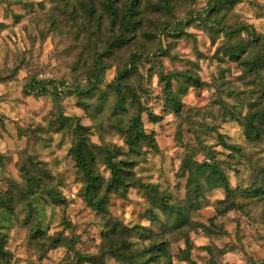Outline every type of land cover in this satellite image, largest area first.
Returning a JSON list of instances; mask_svg holds the SVG:
<instances>
[{
  "label": "clouds",
  "instance_id": "obj_1",
  "mask_svg": "<svg viewBox=\"0 0 264 264\" xmlns=\"http://www.w3.org/2000/svg\"><path fill=\"white\" fill-rule=\"evenodd\" d=\"M43 3V11L35 6ZM214 0H143L140 7L141 15L137 19H142V29L136 32V40L123 50L108 49V41L113 33L109 32L107 25L92 37L95 47L91 49L89 55H86L78 62L77 71L72 72L71 68L76 66L73 62L76 57L73 54L67 61L62 56H56L60 53L61 47L58 45L54 51H49L41 55L43 48L42 37L47 35L49 25L53 21L65 19L58 11L63 10V5L50 2V0H0V24L7 26L3 39L0 40V78H10V84L0 85V98H3L4 110L16 108V97L19 95L17 86L31 85L33 81H47L54 79V87L61 97L72 90L73 96L67 97L60 102L61 107L72 105L71 111L80 118V121L89 127L87 135L89 143L96 145L93 149L97 154L94 168L97 174L105 176L106 184L111 180L110 169L106 162L107 153L120 151L127 159H134L140 162L145 168H153L156 162V153L150 146L143 144L139 148H145V152L139 155L129 154V144L126 143L128 136L124 129L132 125L137 119L146 126L156 130L160 140V157L164 161L160 165L161 171L156 173L160 175L159 192L164 193L167 188L169 193L175 192L177 180L175 174L184 172L182 167L186 158L194 161V167L207 163L208 165H219L221 171L231 178V189L221 185L213 190L227 197L225 203H232L233 199L237 204L243 201V189L247 187V177L251 174L253 168L264 167V131L261 132L258 142H251L246 127V115L251 103L258 102L260 108H264V70L260 71L258 76H243L242 72L233 70L231 74H226L221 80L218 71L222 65L215 63V57L211 56V48L202 47L203 43L211 44L213 30L224 29V32L230 28H243L240 34L232 41L233 44L243 41L245 44L254 40V31L260 35L259 49L264 46V0H242L236 8L226 14L225 19L215 13H210ZM29 5L30 7H24ZM160 8L161 11H154L153 8ZM19 13L24 20L19 25L21 29L17 34L23 37L24 33L28 38L21 43L20 40L13 37L9 41L8 37L15 30L13 19ZM260 18L257 19L256 17ZM211 17V19H209ZM31 21V23H29ZM252 25H256L255 30ZM77 28L82 27L80 22L76 24ZM180 29L184 33H192L193 36L183 35L178 41H172L169 37L171 33ZM151 32L155 39L151 42L145 39L143 33ZM54 39H63L62 36L53 34ZM162 42V43H161ZM225 42L224 33L221 32L216 37V46L219 47ZM83 44L84 41L82 40ZM171 47L169 48V46ZM108 49L112 56L108 60L97 61L96 57ZM168 51L167 58L159 56L160 51ZM204 52L205 58L198 59L199 52ZM56 56L55 64L52 63ZM223 56V52L220 53ZM173 57L177 59L173 60ZM227 60V57H224ZM190 62V63H189ZM135 64L137 70L132 71V65ZM196 65L204 69L198 72ZM153 71L149 72L148 69ZM189 70L191 73L200 76L204 81L200 87L191 85L180 79L178 71ZM127 72L125 79H120L122 73ZM167 76L168 79H162ZM237 76L242 79L237 80ZM254 81L249 83V81ZM62 81V85H61ZM171 83V88L166 91V84ZM90 84H94L96 91L91 99L84 101L91 107L87 109L75 108V91L88 90ZM183 84L186 91H178L179 86ZM119 85V89L117 88ZM53 85H49L51 92ZM31 90V89H30ZM39 91V89H35ZM229 92L233 94L228 95ZM201 93H203L201 95ZM239 93V94H237ZM101 94L106 95L107 103L103 110L97 112L96 106ZM171 94L179 108L170 106L166 100ZM122 97V99H121ZM214 101H219L213 103ZM122 106V111L113 114L117 103ZM154 113L158 120L154 124H149V114ZM228 113L236 115L233 120ZM243 113V114H242ZM46 113H41L45 115ZM16 125L27 127V120L16 117ZM162 118V119H160ZM8 132L15 138V127L9 122ZM75 123H73V128ZM68 138L75 140L70 130H66ZM179 134V138H177ZM61 135H65L62 133ZM166 138L173 141L172 150L169 151L166 145ZM59 139V138H58ZM231 149V150H230ZM238 150V151H237ZM55 152V144L49 149ZM151 152L150 157L146 153ZM175 153V155L173 154ZM32 154L29 148L27 153H21L13 141H10L5 134L3 143L0 144V156L3 157L6 167L0 168V174H15L12 165L20 167L27 156ZM63 156V154H62ZM212 157V158H209ZM56 157H49L48 170L50 179L46 181L42 191L37 192L41 196L43 191L63 189L71 194L75 181L80 180L82 173H79L73 167L75 161L69 157L57 167L51 161ZM147 160V162H146ZM233 169H239L240 175L233 174ZM69 170V171H66ZM75 174V176H73ZM187 179V172H184ZM19 179V177H17ZM168 181V183H165ZM22 186L23 185V182ZM200 183L207 188L204 177L200 178ZM239 185V187H238ZM76 187L83 194L84 184H76ZM103 195V192H101ZM148 193L137 184L135 189H130L127 195L124 190L114 192L110 195V200L115 205L109 206L113 215L127 210L130 220L125 221L128 228L139 223L137 216L151 207L148 201ZM131 197V198H129ZM36 199L35 197L33 198ZM44 200L48 197L44 196ZM28 201L21 204L17 209L14 218L11 221V230L13 236L18 238L11 241V246L19 251L17 255L23 259L19 264H41L40 259L47 254L49 246L59 236L57 228L61 223L62 213L66 211L63 205L56 207L51 203L44 204L42 200L35 203L36 213L33 214L31 223L23 225L27 211H21ZM84 205H73L74 208H81ZM223 207V205H221ZM264 209V200L247 202L242 211H237L235 215L241 220L242 227L248 231L255 230L259 236H264V216H261L260 210ZM159 215V209H153ZM54 215V223L51 224V230L43 237L37 234L36 240L32 246L28 247L30 232L36 226L38 221H43L40 225L41 231L49 223L46 217ZM247 213V215H244ZM123 220V216H119ZM86 220H93L92 215L84 217ZM163 219V216H161ZM96 225L91 229L93 233L98 231L101 221H93ZM84 224H79L83 228ZM145 226L151 228L152 225L145 221ZM3 229H0L2 232ZM75 235L72 228L64 230L63 240L65 244L68 239ZM220 236L209 237V239H219ZM233 244H236V254L252 264L256 260L260 264L261 257L256 256L249 242L243 244L236 243V240L229 238ZM129 243V252L133 255L138 254L140 248L144 247L137 238L135 230L129 232L125 237ZM258 245L264 246V239L257 241ZM67 246V245H66ZM213 248V255H217ZM218 259V256H217ZM13 264H16L14 261ZM117 264H124L123 261H117Z\"/></svg>",
  "mask_w": 264,
  "mask_h": 264
},
{
  "label": "rangeland",
  "instance_id": "obj_2",
  "mask_svg": "<svg viewBox=\"0 0 264 264\" xmlns=\"http://www.w3.org/2000/svg\"><path fill=\"white\" fill-rule=\"evenodd\" d=\"M50 2L63 5V10L53 9L52 11H58L65 19L53 21L52 24L49 25L47 35L42 37L43 48L41 50V55H45L49 51H54L59 45L62 51L57 53L56 56H62L65 61H67L68 58L75 54L76 59L73 63L76 66L71 68L72 72L77 71L78 62L86 55H89L91 49L96 46L92 37L100 33L105 25H107L108 31L113 33V36L106 41L108 49L116 50H123L135 41L136 32L142 29L143 21L142 19H137V17L141 15L140 7L143 0L137 1L134 5L137 14L130 19V24H134V26L130 31L128 30L125 34L123 33L127 41L119 45L115 44V38L121 35L119 21L113 22L112 17L106 10L105 4L109 2L113 3L114 8L118 11L120 20L121 15L131 6V0H50ZM241 2L242 0H236L229 8L214 10L210 13H215V15L220 16L221 19H225L226 14L233 11ZM24 7L30 6L24 5ZM35 7L43 11L45 5L40 3ZM153 10L161 11L160 8L155 7ZM256 18L259 19L260 17L257 16ZM209 19H211V17H209ZM23 20L24 17L19 13L15 15L13 19L15 30L12 35L8 37L9 41L15 37L23 43L24 39L28 38L26 32L23 37L17 34L21 31L19 25ZM77 22H80L82 27L77 28ZM29 23H31V21H29ZM252 27L255 30L257 26L252 25ZM260 27L264 28V25ZM242 30V27L230 28L227 32H224L223 28L213 30L211 44L209 45L206 42L202 44V47L212 49L210 54L212 57L216 58L215 63L222 65L218 71V76L221 80L224 79L226 74H231L233 70L242 72L243 76L249 77L258 76L260 71L264 70V46H261L259 49L257 48V45L260 43L259 34H256L254 31V40L251 43L245 44L243 41H239L235 44L232 43ZM6 31L7 26L0 24V40L3 39ZM221 32L224 33L225 42L217 47L216 37ZM54 33L62 36L63 39H54ZM143 35L149 42L155 39L151 32H144ZM183 35L193 36L192 33H184L183 30L180 29L177 32L171 33L169 38L172 41H178ZM82 40L84 41L83 44L81 43ZM170 47L171 45L169 48ZM108 49L101 52L99 56L96 57L97 61L111 58L112 52ZM231 51L238 53L239 57L237 60H234L229 55ZM221 52H223V56H220ZM158 55L167 58L168 51H160ZM56 56L52 59L53 64H55ZM224 57H227V60H225ZM204 58V52H199L198 59L203 60ZM175 59L177 58L173 57V60ZM195 67L198 72L204 71L199 65ZM136 70V65L133 64L132 71ZM148 71L152 72L153 69L150 67ZM177 75L183 81L197 87L206 83L200 76L191 73L189 70L178 71ZM126 76L127 72L125 71L122 73L120 79H125ZM162 79H164V77ZM236 79L240 80L242 76H237ZM195 81H197V83H195ZM43 82L44 86L49 87V85H53L52 88H55L54 79H48ZM253 82L254 81L251 80L249 81V83ZM6 83L10 84L11 79L7 77L0 78V85ZM24 86H17L19 95L16 97L15 109L10 108L4 110L5 101L3 98H0V144L3 143L5 134H7L8 139L15 143L21 153H27L29 148L32 149V154L27 156L20 167L12 165V168L15 169V174H0V229H3V231L0 232V245L2 251L5 252L4 259L0 260V264H13L14 261L16 264H19L23 259L22 256L17 255L19 249H14L10 243L19 236V233L16 237L13 236L11 221L19 206L24 204L25 201H28L21 211H27L23 225L27 226L31 223L33 214L36 213V207L34 205L37 200H42L44 204L51 203L56 207L63 205L66 209V211L62 213L60 225L57 226L59 236H57L49 246L47 254L42 258H38L41 264H117V261H123L124 264H247L246 261H242L236 254V244L232 243L229 239L230 237L236 240L238 244H243L245 241H248L255 255L261 257L260 264H264V246H260L257 243L258 240L264 239V236H259L255 230H246L242 227L243 222L235 215L237 211L243 210L247 202L256 201L258 203L259 200H264V167L252 169L251 174L247 177V187L243 189V201L240 204H237L235 199H233L232 203L226 204V196L218 191L213 194V190L219 187V182L216 177H213L208 182L209 169L205 167L196 170L194 173V177L201 185V195L194 192L192 187L189 189L188 166L194 164L191 158H186L182 164L184 172L188 173L187 179H185L184 172L175 174L177 180L175 192L169 193L167 188H165L164 193L161 194L159 192L160 175L156 174L161 171L160 165L164 163L160 157V140L156 130L146 126L142 122V129L146 136V140L140 141L138 144H130L131 142L128 141V139L126 143L133 145V148L129 146L130 155H139L140 152H145V148H139V152L137 151L141 144L150 146L156 153L154 167H142L138 160L127 159L125 156L128 154H123L120 151L111 153L113 154L114 162H132V164H134L133 172L135 178L142 182L144 186H149L148 191L152 189L164 196L167 204L161 210L159 209V215L153 211V209H158L156 202L150 200V196L148 195V201L151 207L137 216L139 223L134 224L132 229H129L127 223H125V221L130 220V216L126 209L123 212L117 209L116 215H113L110 211V204L115 207L110 200V195L112 193H109V195L105 197L106 202L104 211L93 210L87 205L81 190L76 187V184H84L83 175L80 180L75 181L70 195L67 190H61L63 189L62 182L61 189L46 190L42 192L41 196H37V192L42 191L46 181L50 179V171L47 167L50 162L49 157H56V159L51 162L57 167L63 160H67L69 157L75 161L72 148L76 146L78 140L82 138L94 155L92 168L97 174L94 168L97 154L93 151L96 145L89 143L90 138L87 135L89 127L80 121V118L75 112L71 111L72 105L59 106L63 99L73 96L72 90L67 91L64 97H61L59 93L55 97L49 93L24 95L22 91ZM119 87L120 86L117 85L118 89ZM165 88L166 91L171 88V83L169 82V86H165ZM95 91V85L92 84L91 88H88V91L83 94L75 92V108L87 109L91 107L85 104L84 101L91 99ZM178 91L181 93L186 91L183 84L179 86ZM202 94L203 93H201V95ZM232 94V92L228 93L229 96ZM170 96L173 97L171 94ZM261 96L264 98V93H262ZM173 99L175 100L174 97ZM166 102L169 104L168 100H166ZM217 102L219 101H214L213 103ZM106 103V95L101 94L96 106L97 112L102 111ZM179 107L180 105L178 104L177 108ZM249 109L255 110L247 113L246 127L247 130H255L254 133L251 132V134H248L251 138V142L256 143L260 138L261 132L264 131V108H260L258 102L254 101L249 105ZM122 110V106L118 102L113 114L115 115ZM13 113L20 119L26 118L27 127H17L16 125L19 123V120L13 118ZM41 113L46 114L41 115ZM228 115H230L233 120H236V115L231 113H228ZM157 120L158 118L154 113L149 114V124H154ZM5 121H9L15 127V138L8 132V125L5 124ZM236 122L239 123L238 120H236ZM73 123H75L74 128ZM77 124L83 127L85 131L79 133ZM127 129L128 128L124 129L126 134ZM66 130H70L71 135L76 137L74 141L68 138ZM62 133H65V135H61ZM177 138H179V134ZM53 144H55V152L49 151ZM166 145L168 150L171 151L173 141L166 138ZM261 151H264V149H261ZM173 154L175 155V153ZM151 155V152L146 153V157H150ZM0 157V168H5L4 159L2 156ZM87 160H89V158H87ZM73 167L76 168L79 173H82L76 162ZM233 174L239 176V169H233ZM98 175L103 180L101 187L103 195L108 194L104 190L106 185L105 176L103 174ZM73 176H75V174H73ZM17 177H19V179H17ZM201 177H204L207 188L200 183ZM227 177L231 187V178L228 175ZM28 178L36 179L39 187H32L28 182ZM21 182H23L24 186H22ZM165 183H168V181H165ZM130 189H135V187H130L125 190V196ZM148 191L146 190L147 193ZM44 196H47L48 199L44 200ZM34 197L36 198L35 200L33 199ZM81 203L84 205L83 207H73V205ZM221 205H223V207H221ZM89 214L93 217L91 221L84 219V217ZM259 214L264 216V209H261ZM54 215L53 213L52 217L45 218L49 223L45 226L44 231H41L40 228L43 221L37 222L36 226L27 237L28 247L32 246V242L36 240L37 234L43 237L51 230V224L54 223ZM121 215L123 216V220L119 218ZM244 215H247V213H244ZM161 216H163V219H161ZM95 220H99L101 223L98 231L93 233L91 229L96 226L93 222ZM146 220L152 225L151 228L145 226ZM79 224H84L85 226L81 229L78 227ZM68 228H72L75 231V235L68 239L65 244L63 235L64 230ZM132 230L136 231L137 238L145 245L140 248L136 255L129 252L128 249L130 245L125 240V237ZM217 235L220 236L219 239H209V237H215ZM122 242L124 246H121ZM213 248L218 250L216 256L213 255ZM252 264H257L256 260H253Z\"/></svg>",
  "mask_w": 264,
  "mask_h": 264
},
{
  "label": "trees",
  "instance_id": "obj_3",
  "mask_svg": "<svg viewBox=\"0 0 264 264\" xmlns=\"http://www.w3.org/2000/svg\"><path fill=\"white\" fill-rule=\"evenodd\" d=\"M139 0H131V6L126 9V12L121 15V19L119 20L118 11L116 8H114L113 3L109 2L105 4L106 10L109 12L110 16L112 17L113 22L119 21L120 26V32L121 35L118 36L115 41V44H124L127 40L124 38L123 33L128 32L132 29L134 24H130V19L137 14L136 10L134 9V5ZM236 0H214V3L212 4V7L209 9V12L214 10H224L225 8H229L233 2ZM218 8V9H217ZM229 55L234 59L237 60L239 55L235 51H231ZM164 79H168L167 76L164 77ZM44 82L41 81H33L31 85H25L22 89L24 95H31V94H45L49 93L52 96H56L58 92L55 88H52L51 92H49V87L44 86ZM197 83V81H195ZM91 85L89 88H91ZM169 86V83L166 84V87ZM39 89V91H35V89ZM31 89V90H30ZM88 91V90H86ZM85 90H79L77 89L75 92L78 94H83L86 92ZM167 100L171 106L178 107L177 102L173 99V97L170 96V94L167 96ZM253 127V126H251ZM77 130L79 133L82 131H85L83 127H81L79 124H77ZM251 134V132L254 133L255 130L248 129ZM257 134V133H256ZM127 135H128V141H130V144H138L140 141L146 140V136L142 129V123L137 119L132 125H130L127 129ZM249 135V134H248ZM76 146L72 148V153L74 155L75 162L79 168V170L82 172L84 177V188H83V198L84 201L87 203V205L96 211H104L105 210V202L109 193L119 192L121 189L127 190L130 187H136L137 184H140L141 187H143L145 190L148 191L149 186H144L142 182L137 180L135 178L134 172H133V166L132 162H114V157L111 152L107 153L106 162L108 164V169H110V176L111 180L107 182V184L104 187V190L108 194L101 195V187L103 180L101 177L96 174L92 168V161L94 158L93 153L91 150L86 146L83 138L78 140ZM133 148V145H129ZM136 147V146H135ZM238 151V150H237ZM89 158V160H87ZM212 158V157H209ZM0 163H1V157H0ZM208 168L209 169V176L207 178L208 182L213 178L216 177L219 186L223 185L227 189H231L228 177L227 175L221 171L219 168V165H208L207 163L200 164L197 167H194V164H190L188 166L189 170V178L190 186L189 189L192 187L194 189V192H197V194L202 193L201 185L197 182V179L194 177V173L196 170L201 168ZM28 182L32 187H39L38 182L34 178H28ZM148 194L150 196V200H153L156 202V206L158 209H162L167 204L164 196L158 194L154 190L150 189L148 191ZM196 194V195H197ZM175 211V209H174ZM1 244V243H0ZM121 246H124V243H121ZM5 256V252L2 251L1 245H0V260H3Z\"/></svg>",
  "mask_w": 264,
  "mask_h": 264
}]
</instances>
